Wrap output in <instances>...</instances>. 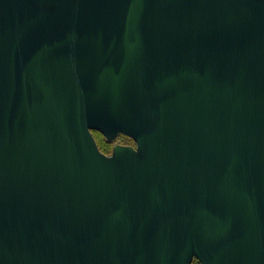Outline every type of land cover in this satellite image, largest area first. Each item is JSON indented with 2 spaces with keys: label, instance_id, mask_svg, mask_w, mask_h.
<instances>
[{
  "label": "water",
  "instance_id": "95a60500",
  "mask_svg": "<svg viewBox=\"0 0 264 264\" xmlns=\"http://www.w3.org/2000/svg\"><path fill=\"white\" fill-rule=\"evenodd\" d=\"M194 259L264 264V0H0V264Z\"/></svg>",
  "mask_w": 264,
  "mask_h": 264
},
{
  "label": "trees",
  "instance_id": "16d2710c",
  "mask_svg": "<svg viewBox=\"0 0 264 264\" xmlns=\"http://www.w3.org/2000/svg\"><path fill=\"white\" fill-rule=\"evenodd\" d=\"M93 138L96 142V145L99 149V151L104 154V155H109L111 153V149L112 146H114V144L116 143L117 139L114 142H105L103 137L100 135V133L98 132H92ZM123 138V136L119 135L118 139ZM118 145H123L126 146L124 144H118ZM192 264H199L197 260H193Z\"/></svg>",
  "mask_w": 264,
  "mask_h": 264
},
{
  "label": "rangeland",
  "instance_id": "374dc122",
  "mask_svg": "<svg viewBox=\"0 0 264 264\" xmlns=\"http://www.w3.org/2000/svg\"><path fill=\"white\" fill-rule=\"evenodd\" d=\"M101 135V134H100ZM102 136V135H101ZM103 137V136H102ZM103 139H104V137H103ZM104 141L105 142H107L105 139H104ZM108 143V142H107ZM118 144H124V145H126V146H130V147H134V143H133V141L131 140V139H129L128 137H125V136H123V138H121V139H118V137H117V141H116V143L114 144V145H118ZM112 148H113V146H112ZM111 151H112V149H111ZM111 154V153H110ZM109 154V155H110ZM109 155H107V156H109Z\"/></svg>",
  "mask_w": 264,
  "mask_h": 264
},
{
  "label": "flooded vegetation",
  "instance_id": "af4514ba",
  "mask_svg": "<svg viewBox=\"0 0 264 264\" xmlns=\"http://www.w3.org/2000/svg\"><path fill=\"white\" fill-rule=\"evenodd\" d=\"M195 260V259H194ZM199 263V262H198ZM200 264V263H199Z\"/></svg>",
  "mask_w": 264,
  "mask_h": 264
}]
</instances>
